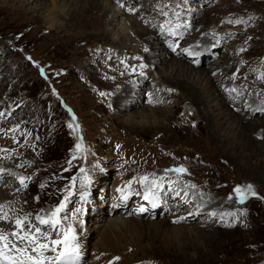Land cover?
<instances>
[{"label": "rangeland", "instance_id": "374dc122", "mask_svg": "<svg viewBox=\"0 0 264 264\" xmlns=\"http://www.w3.org/2000/svg\"><path fill=\"white\" fill-rule=\"evenodd\" d=\"M26 1L27 7L21 9L12 0H0L1 7L16 9L0 10V205L7 206L3 211L12 220L28 213L34 221L67 196L61 216L67 217L79 238L80 264H264V135L254 140L252 155L250 149L235 154L220 146L213 138L218 133L216 118L204 112L186 89L164 82L160 65L140 78L143 91L132 108L140 109L142 117L130 114L133 109L116 116L113 97L103 92L112 84L99 77L102 70L119 69L122 75L130 64L139 69V57L121 58L117 49L128 53L141 49L127 21V16H134L136 2L124 6L125 0H108L116 14L113 27L106 28L109 40L93 24L101 12L88 8V0H66L74 9L76 3L87 6L73 18L56 17L51 0ZM145 1L154 25L140 26L156 30L157 42L172 27L184 34L166 42L178 45L176 49L187 41L193 45V39L200 44L209 40L210 46L202 47L208 57L223 55L219 58L223 62L235 61L232 76L222 78L228 84L221 87L231 108L258 96L264 105V0ZM109 17L102 20L109 22ZM51 21L53 28L48 29ZM120 35L126 36L125 48L115 44ZM230 42L233 49L226 58ZM192 50L183 51L191 57L198 53ZM206 61L195 68L211 66L212 60ZM209 69L213 79L221 80L219 69ZM149 83L156 88L148 90ZM245 133V141L251 143V131ZM122 165L126 176L159 180L151 185L153 193L147 189L135 195H123L124 189L114 192L119 180L113 174ZM181 167L184 173L173 171ZM164 176L172 182L163 181ZM20 177L26 178V188L20 187ZM248 185L255 195L241 199L234 190ZM178 191L191 200L187 202ZM145 194H150L148 200ZM127 196L129 214L123 215L122 197ZM213 201L226 202L229 208L209 211ZM139 206L144 214L136 217L133 213ZM199 208L203 211L193 217L188 214ZM99 211L104 215L97 217ZM172 218L182 223L171 225ZM109 220L123 224L117 230L108 228ZM0 229L14 230L4 221Z\"/></svg>", "mask_w": 264, "mask_h": 264}, {"label": "bare ground", "instance_id": "6f19581e", "mask_svg": "<svg viewBox=\"0 0 264 264\" xmlns=\"http://www.w3.org/2000/svg\"><path fill=\"white\" fill-rule=\"evenodd\" d=\"M12 1H13V4H17L18 7L21 9H24L28 5L26 0H12ZM51 1H52L53 5L55 6V12L57 13L56 17L57 16H64V15L67 16L69 14L70 16H72L71 18H73L74 17L73 15L76 11L81 12L83 9L85 10L87 8V6H88V8L95 9V10L100 9V12H101L99 15L100 18H98V20H96L93 24L97 28L104 30L103 33H101L103 35L102 37H106L110 40L111 36L109 33H107L106 28L109 26L113 27V25L116 21L114 19L116 14L112 12V8L110 7L111 6L110 1L121 2L124 0H110V1L105 0V2H104V0H88L87 6H84V7L79 5V3H76V5H74V7H76V9H74L73 5L71 3H69V1H66V0H51ZM138 1H142V2L138 3ZM60 2H62V4ZM76 2H78V1H76ZM133 2L134 3L136 2L137 8L135 9V12L133 14L134 16H132V17L127 16V21L130 24L131 29L136 33L137 37L141 41V44H142L141 49L139 50V48H138L136 50V53H128V52L123 51L121 48H117V47H122L123 45H125L126 36H124V35H120L118 37L117 41L115 42V44H119V46H117L116 48L119 49V51H121V54H120L121 58L128 55V56H130V60H134L137 57H139L141 59V64L138 65L139 69L138 70L136 69L135 64H130V65H127V67H126L129 69L126 72H124L122 75L119 74V72H120L119 69H116L115 71L113 70L111 72L106 71V70H102L100 72V77H99L102 82L112 84L109 87V89H103V92L106 95H110L111 97H113V99H111V100L114 104L112 102L110 104H113L112 107L115 111L116 116H117V112L121 114V113H123L124 110H127V109L131 110V109H133L132 107L134 105H137L139 103V101H138L139 95H140V92L143 88L142 83H140V78L142 79V76H144L146 74L147 69L152 68V67L155 68L156 66L160 65L163 67V71H164V73H163L164 76L162 74L163 71L160 72V74H162L161 78H162V80H164V82L166 81L167 84L173 83V84H176V86H178L179 88L186 89V91L189 92V94H193V97L195 99H197V101H199L200 105L204 108L203 109L204 112H207V113H209V115L216 118V120L214 121L215 124L214 123L213 124L214 125H216V123L218 124V127L215 129V131H217L218 133H216L217 138H215V136H213V138L217 141V143L220 146L223 145L224 147H226L230 151H233L235 154L236 153L242 154L244 152H248V150L250 149L251 150L250 155H252L254 152H252L251 148L254 149L257 146V143H255L254 140L260 139L264 135V105H262V103H260V100H263V99H260L261 97H259V96H258L259 98L253 97L254 99H250V101L247 105L242 106L243 104H241L240 107H238L237 105L235 107H232V108L230 107V104L228 101L229 98L225 95H222L221 92H223L224 89L221 87H223V85L228 84L226 82L228 80H223L222 78H224V77L229 78L232 76V74H233L232 70H234V67H236L235 61H233L231 58H229L230 59L229 61L226 60L223 62L222 60L219 59L220 56H223V55H220L219 58L215 57V59H213V57H211V56L208 57L207 56L208 50H205V48H202V47H205L208 45L210 46L209 40L202 41V43L200 44L199 40L193 39V40H196V41H192V42H194L193 45L190 43L191 41H187L183 46H179L180 49H176L178 45L173 46L174 45L173 43L170 44V43H166V42L167 41L171 42V37H177V39L183 38L184 34L181 32V30H178V31L175 30L174 31V29H172V27H167L166 29H169V33H167L166 35H163L162 41L157 42L156 41V35L159 33H157L156 30L153 31V29L149 30V28H147V27L142 28L140 26V24L144 23V22H147L149 27L151 26V24L154 25V19H152L153 15L151 16L150 12L147 11V9L149 7L148 3L145 0H125L124 6H129ZM144 2L147 3L146 6H145ZM67 4H71V5L67 6ZM140 4H141V7H139ZM0 10L15 11L16 9L11 8V6L7 5V6H2V7L0 6ZM27 10H30V8ZM151 10H152V8H150V11ZM111 13L113 15H111ZM114 14H115V16H114ZM83 15H81V16H83ZM122 15H124V14H122ZM197 16H198V13H197ZM103 17L105 19L109 17L110 21L108 22V21L102 20ZM67 18H69V16H67ZM169 18L177 19L176 16H170ZM79 21H80V19H79ZM137 21H140V22H137ZM163 23H165V21H163ZM47 24H48V29H52L54 21L48 22ZM183 25H185V24H183ZM145 32H147V34ZM195 36L196 35H193L192 38H196ZM221 36H223V35L221 34ZM223 38H224V36L221 38L220 43H223V41H222ZM189 39H190V37H189ZM217 42H218V40H215L213 42V44L215 45V44H217ZM213 44H211V46ZM195 45H196V47L193 48ZM189 46L190 47L193 46V47L187 48ZM122 48H125V47H122ZM185 49L186 50L193 49L192 51H194V52L198 51V53L196 55L193 54L194 56L192 55L191 57H189L188 54H186L183 51ZM232 49L233 48H232V43H231L229 45V47L227 48V53H226L225 57L227 55H229V51ZM141 50L143 52L140 54ZM119 51L116 53L118 54ZM122 51H123V53H122ZM213 53H211V54H213ZM176 55H178V57H176ZM192 60L195 63L190 62ZM206 60L207 61L212 60L211 61L212 63H210L211 66L206 67V69L203 68V70H197L195 68L196 67L195 65L199 66ZM141 65H143V67H141ZM213 67H215L214 70H216V72H217V69H219V72L221 73L219 78H221V80H218L216 78L213 79V77H211L212 72L209 68H213ZM160 81H161V79H160ZM219 84H220V86H219ZM149 86L150 87L148 88V90L152 87L156 88L155 84L149 83ZM191 86L193 87V91H192ZM246 96H248V94H246ZM251 96H252V94L249 95V97H251ZM246 98L243 100V101H245V103L248 102V99H246ZM152 101L153 100H151L150 102H152ZM154 103H155V101H154ZM148 108L149 107H146L145 109H142V110L146 111V110H148ZM250 113H252L253 116H256V118H254V119L249 118V117H251ZM130 114H133V115L138 114V116H136V117H142V111L140 109H133L130 111ZM250 119H251V121H250ZM246 129L249 132L251 131V133H250V137L252 138L251 143H248V141L247 142L245 141V138H247V135L245 133ZM261 142H262V145H264V139H262ZM259 162H261V161H259ZM260 164H263V163L261 162ZM127 200H128V196L123 198V201L121 204L122 207L123 206L125 207V209L122 210L123 213L120 212L123 215L127 214L129 212V208H126V206L128 205V201H129V200L128 201ZM198 202H199V199H198ZM194 203H196L195 205H197V202H194ZM203 205H204V203H203ZM209 205H211L209 211H211V209H215L218 211V213H220V211H222L221 209H224L225 207L229 208V204H227L226 202H223V201H219V202L213 201L212 203H209L208 206ZM116 208L120 209L121 207L118 204L116 206ZM231 208H235V206H232ZM164 209L165 208L162 209L163 212L165 211ZM168 210H170V206H169ZM196 210L197 209L192 210V212L188 211V214H192V217H193L195 213H199L200 211H203V209H200V208L198 209V211H196ZM224 210H226V209H224ZM175 211L176 210L173 209L170 211V213H173ZM99 212H100V214L97 217H99L100 215H104V213H103L104 211L103 212L99 211ZM136 213H138V215ZM152 213H154V212L152 211ZM142 214H144V213L141 212L140 210H138V212L135 211V213H133V215L136 217L141 216ZM150 215H152V214H150ZM165 215L167 216V212H164V216ZM172 219L175 221H173L171 223V225H174V224L179 225L180 223H182V222H180L178 224L177 223L178 219H174V218H172ZM130 222H132V220ZM122 224H123V222H121V220H120V222L117 220H109L107 223V227L108 228L111 227L112 229L117 230L119 228V226H121ZM167 224H168V222H167ZM167 224L165 223L164 225L167 226ZM91 226H93V225H91ZM97 227H99V225H97ZM82 236H85V235L82 234Z\"/></svg>", "mask_w": 264, "mask_h": 264}, {"label": "snow or ice", "instance_id": "6c2138e0", "mask_svg": "<svg viewBox=\"0 0 264 264\" xmlns=\"http://www.w3.org/2000/svg\"><path fill=\"white\" fill-rule=\"evenodd\" d=\"M236 23H240V21H236ZM41 73H43V69H41ZM80 147L81 145L77 144V148ZM173 171L184 173L186 170L181 167L173 169ZM25 180V177L19 178L21 188L27 187ZM147 180L148 177H143L141 182ZM152 183L156 185V181ZM41 186L43 187V185ZM17 190L19 191V188ZM234 191L241 199L248 194L255 195L251 185H248L246 189L237 187ZM149 195L145 194L144 199L148 200ZM67 199L66 196L64 202L59 203L46 215L37 214L34 221L31 220V214L28 213L12 220L7 212L3 211L7 206L0 205V221L11 223L14 229L11 233L0 229V264H80L81 250L76 242L75 231L70 226L67 228L62 226V219L66 217H62L61 213L66 208ZM140 211L143 212L144 209L141 208ZM48 253L54 255L49 256Z\"/></svg>", "mask_w": 264, "mask_h": 264}]
</instances>
